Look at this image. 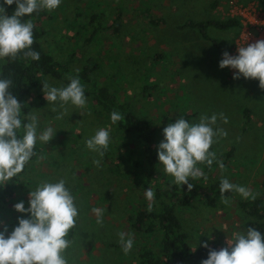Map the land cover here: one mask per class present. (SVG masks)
Here are the masks:
<instances>
[{
	"label": "rangeland",
	"instance_id": "rangeland-1",
	"mask_svg": "<svg viewBox=\"0 0 264 264\" xmlns=\"http://www.w3.org/2000/svg\"><path fill=\"white\" fill-rule=\"evenodd\" d=\"M43 12L35 23L40 28L42 48L58 61L70 60L71 69L94 64L93 76L100 84L127 99L137 117L153 122L152 147L159 180L173 182L157 155L164 127L181 117L198 123L201 116L217 114L214 128L223 129L227 136L219 137L211 150L225 167L220 169L214 162V170L205 175L226 178L264 197V89L258 80L242 76L233 79L236 70L219 67L225 51L235 56L239 46L264 39L263 31H255L256 24L263 21L264 2L62 0L56 10ZM229 17L236 18L238 25L225 29L206 26L209 40L186 25L187 21ZM45 81L56 87L66 86L48 75L43 77ZM36 98L42 99V104L30 112L38 116V132L48 126L57 132L49 143L37 142L35 159L24 169L14 198L4 207L8 212L0 220V231L7 225L6 236L10 235L19 218H30V213L17 212L14 207L19 202L26 209L30 206V190L44 181L64 179L79 208L77 226L68 237L72 241L66 253L69 264H137L136 252L146 235L133 233L126 217L140 201L149 203L145 198L148 188L139 178L129 177V162L119 163L115 157L120 133L89 99L86 109L69 105L67 114L56 119L61 110L57 106V112L51 111L43 84L29 88L28 99ZM243 109H247L248 117ZM220 113L227 117V123L220 119ZM109 126L111 143L101 159L87 149L85 140ZM124 139L137 151V142L131 136ZM229 147L231 155L225 158ZM94 159H101L99 166ZM225 197L228 205L216 196L214 206L197 199L186 206H175L191 249L204 243L227 247L233 232L243 233L247 216L238 202L245 198L236 192ZM93 207L106 209L103 226L96 223ZM119 232L133 235V248L127 255L119 243Z\"/></svg>",
	"mask_w": 264,
	"mask_h": 264
},
{
	"label": "clouds",
	"instance_id": "clouds-1",
	"mask_svg": "<svg viewBox=\"0 0 264 264\" xmlns=\"http://www.w3.org/2000/svg\"><path fill=\"white\" fill-rule=\"evenodd\" d=\"M62 0H3L0 4V60L15 62L18 58L40 60V54L33 49L35 43V24L31 17L41 10L52 12L61 5ZM15 5L9 14L5 6ZM238 55L222 54L219 67L236 70L233 79H252L259 81V87L264 89V40L239 46ZM44 98L51 106L52 112L61 110L56 119H62L68 112V106L84 110L88 98L85 86L78 76L69 77L66 86L56 87L43 82ZM13 81L10 78H0V186L13 181L20 176L32 158L36 155L37 142L49 143L56 135L52 126L38 132L39 119L35 113H22V104L11 92ZM220 119L227 123V117L219 114ZM111 122L116 124L124 117L118 112L111 113ZM217 114L210 117L201 116L198 123H190L184 118H177L163 129L164 140L158 145V160L164 172L173 177V183L187 185L189 191L193 184L189 180H198L207 176L199 165L211 167L216 162L220 169L224 164L217 159L212 151V145L218 143L219 137L227 133L217 124ZM111 143L110 126L100 128L95 134L85 140L89 151L96 153L101 159ZM101 159L93 163L100 165ZM227 192H236L243 198L255 200L257 193L248 188L233 184L228 179L220 181L222 203L228 205ZM29 207L23 202L14 207L17 212L30 213V218H19L18 226L6 236L7 225L0 231V264H69L67 250L72 241L68 239L71 231L76 228L79 218V208L76 197L66 186V181H44L29 192ZM145 198L149 201L147 211L151 212L155 203V192L148 188ZM96 223L103 226L106 209L93 207ZM119 243L127 255L133 248L134 238L131 233L119 232ZM227 247L220 250H210L208 258L201 264H264V233L254 227H249L246 233L233 232L227 239ZM203 247L208 248L204 243Z\"/></svg>",
	"mask_w": 264,
	"mask_h": 264
},
{
	"label": "trees",
	"instance_id": "trees-1",
	"mask_svg": "<svg viewBox=\"0 0 264 264\" xmlns=\"http://www.w3.org/2000/svg\"><path fill=\"white\" fill-rule=\"evenodd\" d=\"M255 1L264 2V0ZM0 4H3V0H0ZM5 7L9 14L15 9V5ZM43 14L44 12L41 10L38 13H33L31 17H25V19H32L35 24ZM186 25L196 29L202 38L209 40L204 32L206 26L225 29L237 26L238 20L229 17L222 20L187 21ZM33 31L35 37L33 49L39 52L40 60L34 61L22 57L15 62L0 60V78L12 79L14 87L11 88V92L24 104L22 113L25 115L42 104L40 98L28 99L29 88L40 86L43 77L48 75L54 79L62 80L65 85L69 83V77L78 76L85 86V95L97 109L102 110V115L107 117L110 122L113 111H118L124 117L122 121L113 124L120 133L119 138L121 139L120 142L115 143V157L119 163L129 162L131 169L129 177L131 179L139 178L146 188H151L155 192V203L151 212L147 211L149 203L144 200L134 206L126 217L128 227L133 233L146 235L147 242L140 245L136 252L137 264H201L204 259L208 258L210 250H220L221 248L212 246L205 248L203 244L191 249L186 243V234L181 230V223L174 208L176 205L186 206L192 199H197L207 206H214L215 197L221 196L220 181L222 178L214 175L207 180L203 178L190 179L189 183L194 185L191 191L188 190L187 185L179 186L168 179L159 180L157 158L152 147L155 138L153 122L137 117L132 112L127 99L118 97L114 92H110L107 86L100 84L93 76L94 64L85 63L76 69H71L68 66L70 60L58 61L42 48L39 42L40 28L37 25ZM242 113L248 117L247 109H243ZM125 136H131L137 142V151L125 141ZM37 150L36 145V155ZM230 155L231 148L229 147L225 158ZM213 165L211 167L199 165V167L204 174H208L214 170ZM20 176L4 186H0V220H3L7 215L8 210L4 207L14 198V189L20 184ZM230 194L231 192H227L224 196ZM238 206L244 210L247 216L242 224L243 233H246L249 227H254L264 233V197L257 195L255 200L251 197L243 199L238 202ZM148 242L152 247L147 244Z\"/></svg>",
	"mask_w": 264,
	"mask_h": 264
},
{
	"label": "built area",
	"instance_id": "built-area-1",
	"mask_svg": "<svg viewBox=\"0 0 264 264\" xmlns=\"http://www.w3.org/2000/svg\"><path fill=\"white\" fill-rule=\"evenodd\" d=\"M241 14L245 17V18H247V16H245L244 15V13H243V11H241ZM263 18V21H262V23L260 24V25H258V24H256V26H255V31H257V32H259V33H261V31H263L264 32V16L262 17L261 16V19ZM247 20L251 23V20H249L248 18H247ZM264 40V39H263Z\"/></svg>",
	"mask_w": 264,
	"mask_h": 264
}]
</instances>
